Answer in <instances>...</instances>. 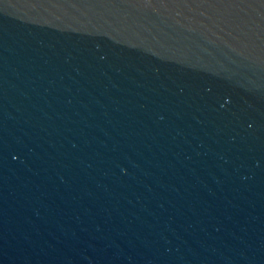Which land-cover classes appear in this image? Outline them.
I'll use <instances>...</instances> for the list:
<instances>
[{"label": "water", "instance_id": "95a60500", "mask_svg": "<svg viewBox=\"0 0 264 264\" xmlns=\"http://www.w3.org/2000/svg\"><path fill=\"white\" fill-rule=\"evenodd\" d=\"M0 264H264V0H0Z\"/></svg>", "mask_w": 264, "mask_h": 264}]
</instances>
